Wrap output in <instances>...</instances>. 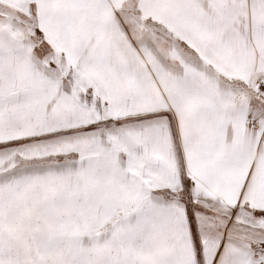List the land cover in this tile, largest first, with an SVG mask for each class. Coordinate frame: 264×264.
<instances>
[{
    "label": "snow or ice",
    "instance_id": "obj_1",
    "mask_svg": "<svg viewBox=\"0 0 264 264\" xmlns=\"http://www.w3.org/2000/svg\"><path fill=\"white\" fill-rule=\"evenodd\" d=\"M0 264H264V0H0Z\"/></svg>",
    "mask_w": 264,
    "mask_h": 264
}]
</instances>
